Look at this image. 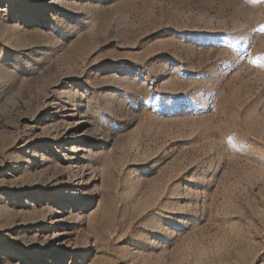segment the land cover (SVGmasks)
Wrapping results in <instances>:
<instances>
[{"label": "rangeland", "instance_id": "obj_1", "mask_svg": "<svg viewBox=\"0 0 264 264\" xmlns=\"http://www.w3.org/2000/svg\"><path fill=\"white\" fill-rule=\"evenodd\" d=\"M0 264H264V0H0Z\"/></svg>", "mask_w": 264, "mask_h": 264}]
</instances>
